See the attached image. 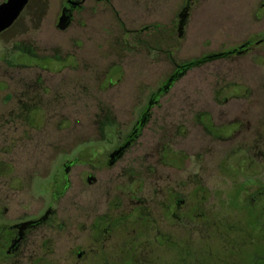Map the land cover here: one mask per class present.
<instances>
[{"label":"rangeland","instance_id":"rangeland-1","mask_svg":"<svg viewBox=\"0 0 264 264\" xmlns=\"http://www.w3.org/2000/svg\"><path fill=\"white\" fill-rule=\"evenodd\" d=\"M247 1L196 0L194 13L178 38L171 26V15L181 0L165 1L161 20L156 17L155 0H93L85 4L83 11L72 14L71 24L64 32L56 28L61 0H33L0 34V225L10 226L36 217L49 203L56 212L55 223L29 235L26 251L12 264L92 261L89 255L81 261L75 257L77 251L88 252L92 220L81 218L78 209L90 207V197H97L98 192L94 216L102 214L107 211L110 198L119 195L118 190L129 180L146 179L141 173L155 169L161 142L159 116L163 114L169 124L177 110L214 104L216 94L224 83L235 80V74H223V61L196 64L158 97L160 107L151 109L150 122L113 170L103 169V156L89 155L115 144V140L110 143L107 132L98 130V107L107 106L116 120V130L126 132L137 109L167 80L174 65L217 53L222 47L227 49L250 31L244 15ZM260 14L258 28L264 29V11ZM157 23L162 32L158 46L153 33L138 39L128 35L141 25ZM62 58L66 68L59 69L54 63ZM46 60L51 62L44 67ZM257 70L259 79L251 87L258 92V104L264 105V60L258 62ZM33 103L39 112L32 115L36 122L29 126L16 117L20 108ZM191 140L188 144L195 149L204 145L196 135ZM204 149V153L194 156L192 165L196 181L197 177H205L209 185L203 209L207 213L218 212L217 194L227 193L226 208L220 210L226 217L227 250L226 254L215 251L212 257L218 259L217 264H250L251 221L247 212L238 209L237 202L249 182L239 184L242 177L225 178L217 171L221 158L217 143L211 142L210 148ZM68 163L72 164L67 175L68 189L54 201V183ZM91 165L99 170L93 172L95 185L87 187L83 177ZM123 167L126 172L120 173ZM154 176L152 173V182ZM140 188L132 187L134 191ZM248 189L250 195L251 188ZM141 190L139 197L144 194ZM80 196L84 202H79ZM243 203L250 207L249 199ZM118 208L116 214L128 210L125 199ZM198 225H194L195 240L197 233H202ZM182 228L187 230L184 224L179 231ZM255 248L264 255L263 246Z\"/></svg>","mask_w":264,"mask_h":264},{"label":"flooded vegetation","instance_id":"flooded-vegetation-1","mask_svg":"<svg viewBox=\"0 0 264 264\" xmlns=\"http://www.w3.org/2000/svg\"><path fill=\"white\" fill-rule=\"evenodd\" d=\"M31 1L33 0H28L21 14L28 9ZM92 1L61 0L58 20L65 14L68 24L64 30L58 29L57 25L56 28L61 32L66 31L71 24L72 14L83 11L85 4ZM165 1L168 0H161L160 4V0H155L154 9L158 20H161V8ZM181 1L171 15V26L178 38L182 36V31L194 13L196 0ZM263 11L264 0H248L245 3L244 15L250 31L244 32L230 43L227 49L222 47L217 53L204 55L182 65H174L175 68L167 80L150 96L145 105L137 109L138 114L126 132L116 130V120L107 106L98 107V130L103 134L107 132L108 140L111 144L115 140V144H112L111 149L101 148L100 151L90 152L89 155L92 158L103 156V169L113 170L123 161L142 129L150 122L151 109L160 107L157 103L158 97L166 93L175 81L185 76L196 64L223 61V74H235V80L224 83L216 94L218 98L214 104L202 105L196 109L193 105L177 110L175 119L169 124L163 114L159 116L157 127L161 142L157 147L155 169L141 173L146 175V179L129 180V184L122 186L118 190L119 195L110 198L106 212L94 216V202L97 203L98 192L97 197L92 192L90 207L78 209L81 218H92L88 229L90 247L88 252H76L78 261L89 255L92 261L88 264H217L218 259L212 257L214 252L226 254L227 250L226 217L220 211L226 208L227 193L217 194L220 210L207 213L203 205L209 197V185L205 177H197L196 181L192 167L194 156L204 153V148L209 149L212 142L217 143L221 150L217 171L225 178L242 177L239 184L249 182L244 190L240 191L238 209L243 213L247 212L251 221L250 246L253 252L250 254V264H264V255L255 248L264 247V109H259L264 105L258 104V92L251 87V83L259 79L258 62L264 60V29L258 28L260 12ZM160 26L158 23L141 25L128 35L138 39L153 33L156 35L155 44L158 46L162 43ZM63 60L64 58L53 63L58 64L59 69H64L66 66L63 65ZM49 62L51 61L46 60L43 66L47 67ZM36 112H39V109L37 104L33 103L30 107L20 108L16 118L33 126L36 120L32 115ZM194 135L204 142V145L197 149L188 144ZM163 137L168 140L164 141ZM119 149L121 152L114 156L113 160L110 159ZM71 165H63V175L54 183L57 192L54 201L57 196L62 197L68 189L67 175ZM97 170L99 168L94 165L87 169L83 177L85 186L95 185L93 172ZM119 170L120 173L126 172L125 167ZM2 173L3 169L0 168V176ZM152 173L155 174L153 182ZM134 184L143 188L142 197H139L141 188L137 191L132 189L136 187ZM248 188H251L250 195ZM243 196L249 199L250 207L243 203ZM122 198L126 200L128 210L116 214ZM84 201L80 196L79 202ZM50 206L49 203L36 217L20 220L10 226L0 225V262L12 264L14 259L26 251L29 235L55 223L56 212ZM196 222L202 227V233H197L195 240L193 235ZM183 224L187 230L183 231L182 228V231H179ZM116 230L119 232H115ZM114 239L117 242H114ZM219 262L222 263L221 259Z\"/></svg>","mask_w":264,"mask_h":264},{"label":"water","instance_id":"water-1","mask_svg":"<svg viewBox=\"0 0 264 264\" xmlns=\"http://www.w3.org/2000/svg\"><path fill=\"white\" fill-rule=\"evenodd\" d=\"M27 2L28 0H7L6 2L0 4V34L14 24ZM67 24L68 17L65 14H62L58 20V29L64 30L67 27ZM120 152L121 149L117 150L110 156V159L113 160L114 156Z\"/></svg>","mask_w":264,"mask_h":264}]
</instances>
